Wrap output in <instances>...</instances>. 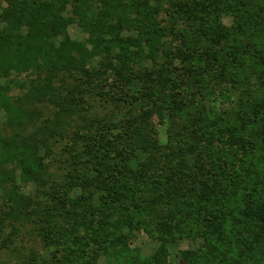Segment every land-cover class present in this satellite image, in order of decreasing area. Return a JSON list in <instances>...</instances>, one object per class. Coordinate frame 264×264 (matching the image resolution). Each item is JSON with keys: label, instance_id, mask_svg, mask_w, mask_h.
I'll return each mask as SVG.
<instances>
[{"label": "trees", "instance_id": "1", "mask_svg": "<svg viewBox=\"0 0 264 264\" xmlns=\"http://www.w3.org/2000/svg\"><path fill=\"white\" fill-rule=\"evenodd\" d=\"M0 116V238L54 245L22 264H264V0H0Z\"/></svg>", "mask_w": 264, "mask_h": 264}, {"label": "rangeland", "instance_id": "2", "mask_svg": "<svg viewBox=\"0 0 264 264\" xmlns=\"http://www.w3.org/2000/svg\"><path fill=\"white\" fill-rule=\"evenodd\" d=\"M225 24H229V20H224ZM69 36L73 40L82 41L85 39V34L76 26L73 25L69 28L68 31ZM9 80L12 83L15 84H25L26 79L24 76H16L12 74V76L9 78ZM69 82V81H68ZM10 95L12 96H23L25 93L19 87L17 86H10ZM26 91V90H25ZM94 103H92V109L95 114H101L103 108L107 109V112L113 110V107L109 104V102H102L94 100ZM119 108L121 109L120 112H125L128 105L122 106L123 104H119ZM27 109L31 110L30 106H26ZM50 108V107H48ZM3 122V117L0 116V123ZM152 125H154V129L157 133V140L161 146L165 145L167 142V124L158 125L155 118L151 119ZM33 125H29L28 131L31 130ZM64 144L58 143L53 144V155L51 156L53 161L65 160L66 154H61V150H63ZM59 163L55 162L53 163V166L50 169V172L55 176V179H58L61 177V175L64 173V168L66 165L61 163L62 165H58ZM35 187L33 185H27L24 188V193L31 194L35 190ZM1 217V215H0ZM0 238V264H22V258L25 256H30L31 254L37 253L38 256H47L50 251L54 248L53 242H48L47 244L43 243L33 232V228L31 225H25V226H17V235L10 238L12 240L13 244H8L6 241V234L4 233ZM131 247L139 250L142 256L149 257L151 256L156 248L157 243L150 240L144 233H139L135 235V238L131 242ZM201 245L200 240H192V239H184L179 242H177L176 245L170 247L169 250V258H168V264H183V261L180 260L181 253L186 250H194L198 249ZM102 263V261H101Z\"/></svg>", "mask_w": 264, "mask_h": 264}]
</instances>
